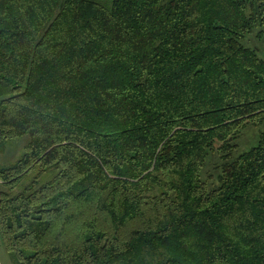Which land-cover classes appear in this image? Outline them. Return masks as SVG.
<instances>
[{
  "label": "trees",
  "instance_id": "obj_1",
  "mask_svg": "<svg viewBox=\"0 0 264 264\" xmlns=\"http://www.w3.org/2000/svg\"><path fill=\"white\" fill-rule=\"evenodd\" d=\"M22 137L15 264H264V0H0Z\"/></svg>",
  "mask_w": 264,
  "mask_h": 264
},
{
  "label": "rangeland",
  "instance_id": "obj_2",
  "mask_svg": "<svg viewBox=\"0 0 264 264\" xmlns=\"http://www.w3.org/2000/svg\"><path fill=\"white\" fill-rule=\"evenodd\" d=\"M27 142L26 137L14 139L0 146V170L15 163L24 152V146ZM6 191V185L0 180V197L1 193ZM16 260L4 245L2 232L0 229V264H15Z\"/></svg>",
  "mask_w": 264,
  "mask_h": 264
}]
</instances>
